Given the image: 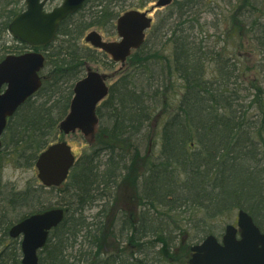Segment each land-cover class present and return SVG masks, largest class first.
Instances as JSON below:
<instances>
[{
  "label": "trees",
  "instance_id": "obj_1",
  "mask_svg": "<svg viewBox=\"0 0 264 264\" xmlns=\"http://www.w3.org/2000/svg\"><path fill=\"white\" fill-rule=\"evenodd\" d=\"M12 1L0 0V61L11 53L9 24L25 7L19 8L17 2L14 6ZM244 2L249 8L261 5L259 0ZM124 6L120 0H87L60 24L54 42L35 49L46 57L43 84L8 120L0 150L3 166L33 167L38 154L60 138L59 123L69 111L74 84L85 74L88 61L108 64L101 57L105 53L84 42L85 33L91 28L114 31L118 9ZM257 21L254 39L264 51V22ZM183 26L170 29L172 57H164L158 50L144 52L146 42L131 55L127 72L110 86L108 97L97 108L95 139L87 141L88 147H83L61 187L46 189L33 183L16 191L0 182V264H21V241L11 240L9 229L29 214L51 207L42 197L55 190L63 194L56 205L64 207L66 215L39 251L40 264H137L122 253L107 254L103 234L107 230L106 198L109 203L120 177L133 171L141 160L145 161L144 170L130 182L139 208L120 211L111 231L121 240L126 238L128 248L136 245L135 241L140 251L143 239L159 236L165 238L164 243H173L175 231H181L182 216L188 221L197 219L194 228L203 239L217 232L211 220L240 209L248 211L264 232V82L242 79L234 60L213 48L206 50L188 31L192 28ZM13 41L17 54L30 49ZM155 58L164 59L165 80L159 86L153 84L148 66ZM208 62L214 64L216 76ZM173 74L184 91L168 112L159 153L151 158L149 149L143 151L144 143L166 79ZM245 83L253 92L249 103L242 94ZM162 105H166L164 99ZM100 200H105L102 208L87 220L85 210ZM121 200L120 191L116 203ZM25 206L29 210L19 213ZM116 225L121 230L116 231ZM80 238L84 241L79 242ZM191 244L181 241L180 264H188ZM137 262L145 264L143 258Z\"/></svg>",
  "mask_w": 264,
  "mask_h": 264
},
{
  "label": "rangeland",
  "instance_id": "obj_2",
  "mask_svg": "<svg viewBox=\"0 0 264 264\" xmlns=\"http://www.w3.org/2000/svg\"><path fill=\"white\" fill-rule=\"evenodd\" d=\"M25 0H13L14 6L18 4V7L24 6ZM157 0H120V4L125 2V6L119 10V14H123L126 11L132 9L148 10L150 9ZM261 5H258V9L249 8L244 0H173L170 6L156 9L150 15L153 17V26L147 32V45L143 48L144 52L155 51L160 54H164V57H169L173 51V42L170 41L172 37L171 30H178L179 28L185 27L192 28L188 30L192 37H194L198 42H203V46L206 50L214 49V51H220L225 57H229L232 61L234 60L240 67L242 73V79L250 78L260 80L261 83L264 82V51L260 50L257 46V41H255L254 30L257 29L255 21L257 23L264 22V0H259ZM17 2V4H16ZM62 0H54L49 3L47 9H52L53 7L61 4ZM10 5V7L13 6ZM177 24V26H175ZM182 24V25H181ZM181 26V27H179ZM171 29V30H170ZM98 31L105 41H115L118 40V35L116 31L107 32L99 28H91L86 31L85 35L92 31ZM10 39L9 52L15 54L18 51L12 47L15 45L12 37L8 35ZM84 40V38H83ZM85 42V40H84ZM86 43V42H85ZM145 43V44H146ZM91 46V45H90ZM162 52H159L161 51ZM22 53V52H20ZM134 53V52H133ZM108 64L102 61H88V68L98 71L101 74H106L107 84L112 85L116 83L119 78L125 74L128 70L126 62L124 65L121 63H114V65L109 64L111 61L109 55H101ZM164 59L155 58L149 61V69L152 70L154 75L153 84L159 86L163 84L165 80V73H163V62ZM213 70V76H216V71L214 69V64L207 63ZM149 74V73H147ZM167 86L163 89L162 100L160 105L156 107L153 112V118L151 124L149 125V135L148 139L145 140L143 151L147 149L149 156L155 157L159 153L161 145V134L163 125L168 117V112L171 110L172 106L176 105L180 94L183 93L184 89L182 82L178 79L176 74L170 76L166 79ZM245 90L242 94L246 97L245 103H249L253 99V92L247 90V83L243 84ZM165 92V93H164ZM251 94V95H250ZM163 99L166 105H162ZM169 107V108H168ZM173 109V108H172ZM59 140L67 141L72 145L73 152L76 157L82 154V149L86 145L88 147L87 139L80 133L75 132L73 134L64 135L62 134ZM143 153L142 155H145ZM106 161V155L103 154L102 162ZM145 161L141 160L139 164L130 173L123 175L119 179V188H115L114 196L110 199L109 203L106 198L107 206H105V221L107 223V230L103 234V248L108 251L107 254L115 253L116 255H121L128 258V260L137 263V259L143 258L145 264H180L178 260V255L181 254L178 247L181 241L188 240L189 244L197 243L201 241L202 233H199L196 228H194V223L198 222L197 219H192L188 221L187 218L182 216L181 218V231L176 234L173 243H164L165 238L163 236L152 237L150 239H143L141 244V249L138 251L136 249V243L129 246L125 243V239L121 240L117 235L111 234L113 230L114 223L117 222L121 212L125 213L132 209H138L137 201L135 199V191L132 189L130 184L131 179H133L137 174L142 173L144 170ZM1 167V185L9 184L11 188L17 190L24 189L27 185L36 183L40 184L38 179V171L35 166L33 167H17L13 164H8L3 166L0 162ZM119 190V191H118ZM1 191V190H0ZM121 191L122 200L116 203V198ZM109 192V191H108ZM62 192L55 190L52 193H45L42 197V201L46 205L59 206L56 205L62 198ZM105 201V200H103ZM102 200L97 206L93 208H87L84 215L87 220H92V214L99 211L102 208ZM29 210L28 206H25L19 213L21 214ZM238 211V210H237ZM237 211L233 214H226L217 219L211 220L213 229H216V235H220L224 232V228L229 223H236ZM126 215H124L125 217ZM201 225V224H198ZM120 225H116V231L121 230ZM189 228V229H188ZM179 229V228H178ZM125 234V232H124ZM84 241L83 238L79 239ZM154 240L155 242H151ZM8 243V241H6ZM151 242V243H150ZM191 244V245H192ZM170 245H173L170 248ZM170 248V250H169ZM121 250L125 252H121ZM131 251V252H130ZM117 252V253H116ZM78 253V252H77ZM106 254V255H107Z\"/></svg>",
  "mask_w": 264,
  "mask_h": 264
},
{
  "label": "water",
  "instance_id": "obj_3",
  "mask_svg": "<svg viewBox=\"0 0 264 264\" xmlns=\"http://www.w3.org/2000/svg\"><path fill=\"white\" fill-rule=\"evenodd\" d=\"M51 0H25L26 9L9 24L12 37L32 48L51 44L60 24L80 10L86 0H63L52 10H46ZM172 0H158L157 7L169 5ZM152 18L147 11L129 10L116 24L119 41H104L101 34L91 31L86 41L112 57L115 62H125L132 50L142 46L145 32ZM45 56L36 51L8 55L0 62V149L1 137L8 119L41 87L39 75ZM106 74L88 68L87 74L74 86V97L68 115L60 123V130L68 135L76 131L94 138L99 119L98 104L108 95ZM75 164V156L66 141L49 145L36 160L38 178L47 187L62 185ZM62 208L37 212L13 225L10 236H22V264H39L38 251L47 242L49 232L64 220ZM189 264H264V232L253 217L244 210L238 212L237 226L228 224L222 240L207 236L200 244L191 247Z\"/></svg>",
  "mask_w": 264,
  "mask_h": 264
}]
</instances>
